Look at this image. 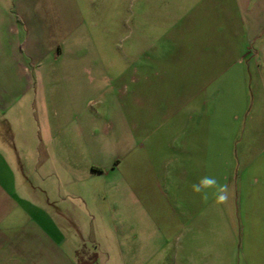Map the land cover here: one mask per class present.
Instances as JSON below:
<instances>
[{
	"label": "crops",
	"instance_id": "crops-1",
	"mask_svg": "<svg viewBox=\"0 0 264 264\" xmlns=\"http://www.w3.org/2000/svg\"><path fill=\"white\" fill-rule=\"evenodd\" d=\"M96 1L0 0V264H264V0H157L129 55Z\"/></svg>",
	"mask_w": 264,
	"mask_h": 264
},
{
	"label": "rangeland",
	"instance_id": "rangeland-1",
	"mask_svg": "<svg viewBox=\"0 0 264 264\" xmlns=\"http://www.w3.org/2000/svg\"><path fill=\"white\" fill-rule=\"evenodd\" d=\"M95 3L99 18L91 24V29L96 39L99 43L108 42L111 49L127 55L130 49H139L141 34L155 36L162 31V26L156 25L161 19L182 14L181 8H168L157 0H98ZM86 13L89 19L87 10ZM127 58L121 60L122 66L136 64L135 58Z\"/></svg>",
	"mask_w": 264,
	"mask_h": 264
},
{
	"label": "clouds",
	"instance_id": "clouds-1",
	"mask_svg": "<svg viewBox=\"0 0 264 264\" xmlns=\"http://www.w3.org/2000/svg\"><path fill=\"white\" fill-rule=\"evenodd\" d=\"M192 188L195 193H200L207 188H216L218 200L224 202L227 199V186L219 185L218 181L213 177H203L198 183L192 185ZM203 198L207 199V195L205 194Z\"/></svg>",
	"mask_w": 264,
	"mask_h": 264
},
{
	"label": "trees",
	"instance_id": "trees-1",
	"mask_svg": "<svg viewBox=\"0 0 264 264\" xmlns=\"http://www.w3.org/2000/svg\"><path fill=\"white\" fill-rule=\"evenodd\" d=\"M94 259H96V257H95ZM84 264H85V263H84Z\"/></svg>",
	"mask_w": 264,
	"mask_h": 264
}]
</instances>
